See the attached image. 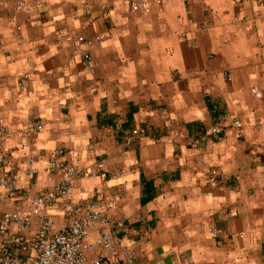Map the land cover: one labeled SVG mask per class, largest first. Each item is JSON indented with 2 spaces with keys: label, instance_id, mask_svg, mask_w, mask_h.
<instances>
[{
  "label": "crops",
  "instance_id": "obj_1",
  "mask_svg": "<svg viewBox=\"0 0 264 264\" xmlns=\"http://www.w3.org/2000/svg\"><path fill=\"white\" fill-rule=\"evenodd\" d=\"M259 1L0 0L2 149L16 185L12 197L0 188V215L27 218L26 239L40 218L64 225L60 200L29 204L56 182L44 171L54 152L81 173L68 202H94L132 264H264Z\"/></svg>",
  "mask_w": 264,
  "mask_h": 264
},
{
  "label": "built area",
  "instance_id": "obj_2",
  "mask_svg": "<svg viewBox=\"0 0 264 264\" xmlns=\"http://www.w3.org/2000/svg\"><path fill=\"white\" fill-rule=\"evenodd\" d=\"M242 1L235 0V2ZM258 5L264 7V1L260 0ZM131 7H134L133 3ZM58 35L63 36V33L59 31ZM80 41L77 39L78 43ZM88 61V53L82 50L81 64L85 65ZM21 85L19 83L20 87ZM26 128L30 132H35L37 129L33 123H27ZM140 132L141 130H137L135 134ZM8 134L9 130L0 124V167H7L6 171L0 172V188L4 190L7 197H12L16 189L12 176L13 166H8L7 156L2 149ZM135 134L126 136L124 143L129 144ZM44 171L48 175L55 174L56 182L52 190L38 193L31 198L29 204L36 210L39 207H50L60 200V206L64 210L67 221L57 230H51V221L48 218H40L34 236L26 239L22 232L29 225L28 219L16 210L4 212L0 215V234H4L9 223H14L17 231L15 234L8 235L5 245L0 247V264H132V250L127 247L116 249L120 239L113 237L107 230L109 222L96 210L94 202L79 204L68 202L67 192L81 173L72 165L59 161L54 152L46 162ZM92 229L96 232L93 249L84 242V238ZM8 247L21 252L30 249L34 256L29 259L19 258L11 253ZM87 251H92L90 257L85 256Z\"/></svg>",
  "mask_w": 264,
  "mask_h": 264
}]
</instances>
